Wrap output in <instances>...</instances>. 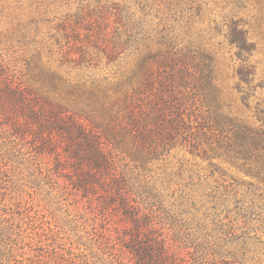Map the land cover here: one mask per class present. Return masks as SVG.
I'll return each instance as SVG.
<instances>
[{
	"label": "rangeland",
	"instance_id": "374dc122",
	"mask_svg": "<svg viewBox=\"0 0 264 264\" xmlns=\"http://www.w3.org/2000/svg\"><path fill=\"white\" fill-rule=\"evenodd\" d=\"M140 1L0 0V61L6 76L32 90L27 94L35 110L41 106L36 104V88L91 125H124L123 90L116 84L138 65L136 55H129L134 47L109 61L100 51L105 42L93 41H101L100 33L107 26L109 37L119 26H140L150 35L153 50L182 48L187 56L181 58L191 60L190 70L204 59L211 63L215 98L198 72L189 76V88L181 87L173 94L183 104L187 125H215L218 109L248 125L264 126V0H164L148 7ZM235 26L248 29L256 42L248 56L255 65L250 86L254 89L246 100L243 96L249 85L243 82L239 89L236 74L245 56H239L238 47L230 42ZM68 37H80L87 50L100 53L101 62L95 55L82 65L66 61L63 53ZM140 99L143 108H150L152 96ZM6 112H12V117L20 115L34 128L40 125L35 114H22L11 104ZM6 118L0 112V264H132L131 254L120 250L122 240L115 230L125 231L131 221L122 207L105 202L106 195L113 193L100 186L85 196L77 193L70 183L76 177L70 164L60 180L55 179L36 159L31 132L16 131ZM59 150L66 152L63 143ZM117 151L118 163L129 173L136 203L160 206L171 219L185 224V230H203L208 237L221 232L210 231L215 226L214 216L206 211L211 207L207 195L216 187L223 191L234 178L246 182L241 186L244 190L249 182H256L229 164L224 166L229 175L212 174L209 160L181 147L153 158L146 166L137 164L134 154ZM204 218L209 229H203ZM232 225L238 235L244 230L246 237L237 239L238 235L223 226L221 237L226 241H218L217 257L221 264H264V229L255 222L245 227L240 219ZM163 226L167 231L169 224ZM102 234L112 239L107 246Z\"/></svg>",
	"mask_w": 264,
	"mask_h": 264
},
{
	"label": "trees",
	"instance_id": "16d2710c",
	"mask_svg": "<svg viewBox=\"0 0 264 264\" xmlns=\"http://www.w3.org/2000/svg\"><path fill=\"white\" fill-rule=\"evenodd\" d=\"M162 1L143 0L140 3L148 7ZM108 28L100 33L101 41L92 40L94 43L105 42L100 51L108 60H114L129 47H134L129 55L135 54L138 59V65L130 75L116 84L120 91L123 90L124 125H91L82 116L67 109L62 102L51 99L36 88V104L41 106L35 110V102H31L27 94L32 93V90L6 76L1 61L0 112L7 114L6 121L16 131L31 132L32 140H35L36 159L55 179L60 180L61 172L67 170L70 164L76 175L75 179L70 178V183L77 193L82 192L85 196L94 193V189L99 186L113 193V196L106 195L105 202L110 206L122 207L125 218L131 221L125 231H117V227H114L122 240L120 250L131 254L132 264H203L204 258L205 263L221 264V259L217 257L218 241H226L225 236L221 237L225 231L223 226L228 227L235 236L238 234L232 230V224L236 219H240L245 227L255 222L259 228L264 229V189L258 193L259 186L264 185V126L248 125L218 109L215 111V125H187L183 104L173 94L181 87L189 88V76L198 72L199 80L206 84L209 94L215 98L216 85L211 63L204 59L202 65L197 64L190 70L191 60L184 61L181 58L187 56L182 54V48L178 51H174L173 47L166 51L153 50L148 41L150 35L140 26L130 29L119 26L112 37H109ZM75 39L68 37L63 56L66 61L75 60L82 65L95 54L86 49L87 45L80 37ZM230 42L238 47L239 56H245L236 74L239 89L243 82L249 85L243 96L246 100L251 95V89H254L250 86L256 74L255 65L249 62L248 56L256 49V42L249 35L248 29L239 26L233 27ZM95 56L96 61L101 62L103 57L100 53ZM256 86L262 85L260 83ZM149 96H152L150 108L145 109L140 97ZM10 104L21 109L22 114H35L40 125L34 128L25 124L20 115L12 117V112H6ZM62 143L65 153L59 150ZM177 147L209 160L212 174L229 175L228 168L224 167L229 164L256 179V182H247L248 189L244 190L241 186L246 182H238L234 178V183L230 181L223 191L216 187L214 192L207 195L211 207L206 211L214 216L211 219L215 226L210 231L219 230L221 235L211 234L208 237L203 230L187 231L185 224L171 219L169 212L161 211L160 206L156 208L152 204L147 206L143 203L141 206L139 202L136 203V196L129 188H133L129 173L118 163L117 150L134 154L132 159L146 166L153 158L158 159ZM216 159L222 161L219 163ZM102 205L101 210H104ZM203 221V229H209L206 218ZM165 223L169 224L167 231L163 229ZM106 230L107 233L112 231ZM102 236L107 246L112 239L109 235ZM240 237H246L244 230L237 239Z\"/></svg>",
	"mask_w": 264,
	"mask_h": 264
}]
</instances>
